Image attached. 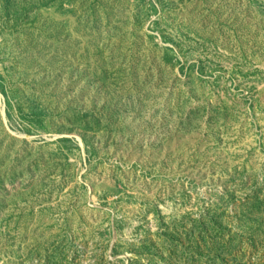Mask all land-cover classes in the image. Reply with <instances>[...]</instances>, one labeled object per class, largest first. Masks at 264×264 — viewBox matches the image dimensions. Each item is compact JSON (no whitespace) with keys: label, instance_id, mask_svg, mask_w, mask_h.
I'll use <instances>...</instances> for the list:
<instances>
[{"label":"rangeland","instance_id":"obj_1","mask_svg":"<svg viewBox=\"0 0 264 264\" xmlns=\"http://www.w3.org/2000/svg\"><path fill=\"white\" fill-rule=\"evenodd\" d=\"M0 264H264V0H0Z\"/></svg>","mask_w":264,"mask_h":264}]
</instances>
